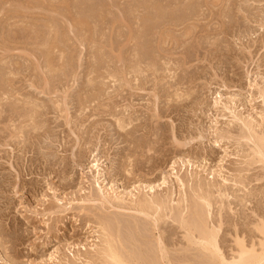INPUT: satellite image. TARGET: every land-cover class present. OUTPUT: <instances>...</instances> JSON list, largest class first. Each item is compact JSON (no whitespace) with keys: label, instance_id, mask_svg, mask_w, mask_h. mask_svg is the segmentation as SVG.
Instances as JSON below:
<instances>
[{"label":"rangeland","instance_id":"1","mask_svg":"<svg viewBox=\"0 0 264 264\" xmlns=\"http://www.w3.org/2000/svg\"><path fill=\"white\" fill-rule=\"evenodd\" d=\"M260 88L264 0H0V264H81L102 216L137 215L87 202L100 157L117 195L144 196L136 188L168 177L156 193L178 202L170 175L183 157L195 162L184 177L228 178L224 252L234 254L235 234L258 244L262 168H248L225 107L264 118ZM223 131L232 137L215 143ZM243 177L248 190L235 185ZM167 224L168 244H184Z\"/></svg>","mask_w":264,"mask_h":264},{"label":"bare ground","instance_id":"2","mask_svg":"<svg viewBox=\"0 0 264 264\" xmlns=\"http://www.w3.org/2000/svg\"><path fill=\"white\" fill-rule=\"evenodd\" d=\"M113 77L115 78V76ZM220 98H222L221 95ZM259 99H262L264 103V88L259 89ZM227 106L228 105H226V107L224 106L227 110L224 109L227 112L229 111L232 116L231 118H234L236 122H239L241 125V135L239 139L244 140L247 143V147L249 146V150L247 149L244 155L246 158L245 163L248 165V168L257 165L260 166H257L258 168H262V174L260 176L258 175L257 179L255 178L256 181H262L264 180V133L259 132L258 128H264L262 126L264 118H255L256 116L250 115L247 119L245 117L246 120H243V118L240 119L241 117L237 116L238 113L235 109ZM118 123L122 129L125 127L127 128L128 125L130 126L129 122L127 123L128 125H126V123L124 124V121L120 119ZM223 132L221 134L219 133L215 143L219 144L226 140V138L232 137L227 136L228 134L230 135V133L225 131L223 134ZM203 137L204 136H200V138L196 137V139L203 140ZM180 162L182 164L181 169L175 171V166ZM101 163H103V157L99 159L96 158L91 166V169L95 168L97 170L96 176H94L97 185V188L95 187L97 195L91 194V198H87V202L98 201L105 205H112L117 209L135 212L140 216L125 215V217L122 215L120 217L118 216L120 214L113 217L102 216L97 222L99 228L98 231H96V233H98L97 241L91 246L94 253L86 254L87 256H84L85 262L81 264H264V216H260L256 222H252L254 227L253 230L258 233V244L252 242L251 245H248L245 240L246 238H241L239 234H235V248L232 249L234 254L230 256L225 254L224 248L221 245L220 234L221 232L223 233L222 228H224V222H227L224 220H227V217H231L232 213L230 216L227 214L233 211L232 202L235 199H233V195L229 189L231 181L228 178H223L220 183L212 184L210 182L207 183L208 181L204 182L205 180L202 181L199 177L200 180L197 179V176L194 175L196 176L194 177L192 173L184 177L185 175L183 176L182 174L188 171L187 167H193L195 162L192 159L184 157L183 159H177L172 166L171 171L174 173H171L170 178L172 175H175L176 181L184 192L179 198V201L176 202L173 198V192L171 191L167 194L165 193V195L156 193L157 188L168 185V177H163L160 183L142 184L138 189L136 188V190H139V188L148 190L144 196H138L137 194H133V192L128 193L125 190L121 192L120 195H117L114 191L115 186H110V183L106 184L107 175L106 171L100 168L99 164ZM246 171H250V169ZM246 180L247 178L243 177L241 181L234 182L235 185H241L244 187L243 189H247L248 184L245 183ZM189 182H192V185H190L191 193L187 194ZM226 202H228L229 208L228 206L226 207ZM241 202L242 201H240V203ZM215 204L220 205H218L219 208H217V218H214ZM235 204L233 203V205ZM227 208L228 212L225 214L227 217L224 219L225 216L223 214L225 210L227 211ZM98 218L99 216L97 219ZM232 218L234 217L228 220ZM167 221H170L176 226L175 228L183 232L182 239L184 244L181 242L179 244L180 246H176V244L173 245V247L172 244L171 246L168 244L166 239L167 236H165V233L168 232V228H165ZM233 221L234 220H231V222H229L232 223ZM169 227L172 228L170 225ZM234 227L236 229L237 226ZM173 229H171L170 233ZM177 229L175 231H178ZM174 232L172 234H175ZM174 246H176V248ZM69 263L75 264L70 261Z\"/></svg>","mask_w":264,"mask_h":264}]
</instances>
